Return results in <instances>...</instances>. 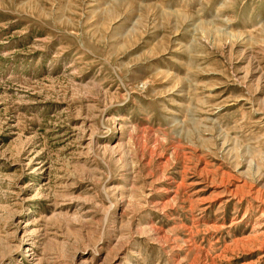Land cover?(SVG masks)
I'll return each mask as SVG.
<instances>
[{"label": "rangeland", "instance_id": "1", "mask_svg": "<svg viewBox=\"0 0 264 264\" xmlns=\"http://www.w3.org/2000/svg\"><path fill=\"white\" fill-rule=\"evenodd\" d=\"M0 264H264V0H0Z\"/></svg>", "mask_w": 264, "mask_h": 264}]
</instances>
